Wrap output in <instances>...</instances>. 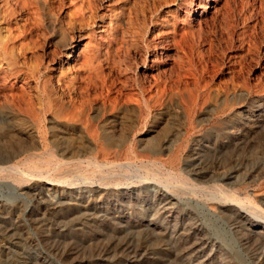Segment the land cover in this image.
<instances>
[{"label": "bare ground", "instance_id": "bare-ground-1", "mask_svg": "<svg viewBox=\"0 0 264 264\" xmlns=\"http://www.w3.org/2000/svg\"><path fill=\"white\" fill-rule=\"evenodd\" d=\"M53 1L0 0V154L9 155L0 165V174L20 185L33 183L31 189H45L54 195L88 186L101 197L110 189L120 190L129 185L124 181L144 169L152 181L165 182L169 191L163 201L169 203L181 193L180 187L194 185L178 165L192 136L200 130L201 125L195 120L198 112L205 111L209 103L221 97L224 109L216 110L213 118L221 117L225 108L230 110L239 100L246 99L242 92L256 93L260 98L257 103L260 106L264 103L261 96L264 79L251 86L241 78L243 53H250L254 36L248 15L235 23L230 14L231 0H150L148 11L145 8L141 11L140 26L136 25L138 9L130 0L122 3L106 0L101 15L95 12V0H81L73 8L72 16L65 20L53 14ZM170 1L185 8L184 18L173 17L172 23L166 22L165 31L155 41L149 36L150 24H155L163 3ZM84 9L89 11L88 15ZM199 13L193 23L192 16ZM209 20L219 24L227 41L238 42L240 51L231 55L234 62L229 67L231 86L218 88L208 79L218 66L213 57V42L207 39L209 34L207 37L204 34V25ZM260 24L255 21L254 30ZM84 27L89 32H84ZM138 35L145 39L144 46ZM43 42L51 48L44 49ZM204 45L206 51L202 49ZM141 47L146 50L141 62L145 71L133 77L128 73L130 67L126 66L125 58L131 49ZM34 50L37 53L30 60L26 53ZM165 65L170 68L161 69ZM176 99L183 115L181 144L171 151L158 144L159 136L153 147L151 140L138 139L146 131L145 123L156 113L165 114L162 110ZM105 112L133 116L134 121L123 120L118 125L119 143L115 146L106 144L100 126ZM181 113L170 114V118L176 119ZM170 120L162 119L159 127L163 136L169 131ZM3 132L19 145L28 140L31 144L17 149L7 146ZM149 133L159 134L156 130ZM137 143L142 146L137 147ZM56 149H60V154ZM166 151L170 154L168 158L164 156ZM123 155L128 162L119 163L117 160ZM136 162L141 167L132 172L130 166H136ZM200 175L193 169L192 176ZM226 197L241 212L264 219V210L253 196L226 194Z\"/></svg>", "mask_w": 264, "mask_h": 264}, {"label": "rangeland", "instance_id": "rangeland-1", "mask_svg": "<svg viewBox=\"0 0 264 264\" xmlns=\"http://www.w3.org/2000/svg\"><path fill=\"white\" fill-rule=\"evenodd\" d=\"M148 1L130 0L138 9L136 25H142L141 11L144 8L148 11ZM53 2V14L65 20L72 16L73 8L81 0ZM105 2L94 1L96 14L104 13ZM231 5L230 14L236 19L235 23L248 15L254 36L250 53L244 52L241 61V78L254 86L264 79V0H231ZM184 12V7L179 8L172 1L163 3L155 24H150L149 36L158 41V36L165 31L163 25L168 21L172 23L173 17L183 19ZM84 13L88 15L89 11L84 9ZM200 14L192 16L193 23ZM255 21L261 24L254 30ZM96 22L101 24L99 19ZM83 30L89 32L85 27ZM204 34L205 37L209 34L207 39L213 42V57L218 64L208 79L218 88L231 86L229 67L234 62L231 55L240 51L238 42L227 41L219 24L211 20L204 25ZM137 38L142 46L145 39H141V35ZM46 43L43 48L48 50L51 46ZM144 48L131 49L125 58L127 61L124 59L130 67L128 73L133 77L145 71L141 63L146 53ZM202 49L206 51L207 46ZM34 53L37 51L27 52V58L33 59ZM63 64L67 66L65 62ZM165 68L170 67L161 66V69ZM242 94L246 99L239 100L230 110L225 108L226 113L221 117L213 118L216 110L224 109L221 97L209 103L205 111L198 112L195 120L200 123H196L201 125L200 130L192 136L178 165L180 171L192 179L194 187H180L181 193L169 203L163 201L169 191L165 182L152 181L144 169L124 181L129 185L120 190L110 189L101 197L84 185L85 188L75 192L66 189L64 193L54 195L45 189H31L33 183L20 185L0 174V264H264V219L260 215L241 212L243 210L226 197V194L253 196L251 198L264 210V103L261 106L257 103L260 98L256 93ZM236 95L239 97V92ZM261 96L264 97V93ZM230 98L234 99V95L230 94ZM180 106L177 99L168 103L162 110L166 113L151 117L145 123L146 131L138 139L151 140L154 144L150 147H153L159 136L158 144L160 142L171 151L175 149L181 144L183 133ZM178 113L181 115L175 120L170 118V114ZM132 118L129 113L105 112L102 115L100 126L107 145L119 143L118 125L123 120L134 121ZM165 118L171 119L169 131L165 133L167 137L161 134L159 127ZM153 130L159 134L149 133ZM3 135L7 146L16 149L31 144L28 140L19 145L18 141L9 139L7 133L3 132ZM141 146L137 143V147ZM56 152L60 154V149ZM169 155L167 151L164 154L166 158ZM8 158L9 155L1 153L0 165ZM117 161L128 162L124 155ZM140 167V162L130 166L132 172ZM193 169L201 175L192 176ZM188 170L190 173L186 172ZM78 180L83 181L82 178Z\"/></svg>", "mask_w": 264, "mask_h": 264}]
</instances>
